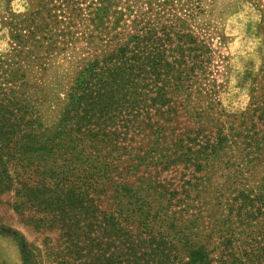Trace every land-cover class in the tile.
<instances>
[{"label":"rangeland","instance_id":"rangeland-1","mask_svg":"<svg viewBox=\"0 0 264 264\" xmlns=\"http://www.w3.org/2000/svg\"><path fill=\"white\" fill-rule=\"evenodd\" d=\"M78 1L79 40L62 51L40 48L25 64L43 129L59 124L80 61L94 52L91 5L108 17L98 29L193 31L196 47H207L197 51L203 71L187 90L169 93L168 104L152 105V128L142 115L117 127L124 132L117 144L102 137L97 148L84 144L85 154L99 150L96 168L60 150L9 157L1 149L0 264H25L24 251L31 264H200L191 258L196 249L208 264H264V0ZM40 3L0 0V58L12 49L8 22ZM166 48L159 57L172 60ZM180 138L193 151L220 149L180 158L173 153ZM104 162L112 166L106 176Z\"/></svg>","mask_w":264,"mask_h":264},{"label":"trees","instance_id":"trees-1","mask_svg":"<svg viewBox=\"0 0 264 264\" xmlns=\"http://www.w3.org/2000/svg\"><path fill=\"white\" fill-rule=\"evenodd\" d=\"M79 3L78 0H41L38 10L20 21L8 22L12 49L6 59L0 58V152L3 148L9 149V157L23 152L60 150L61 154L83 155L82 161L94 163L92 167L96 168L99 150L85 154L84 144L91 143L97 148L102 137L115 145L118 135L124 134L117 127L128 129L140 122L142 115L150 120L146 128H152L148 115L152 105L168 104L169 93L187 90L193 85L188 82L194 81L196 72L203 71L204 60H199L197 51L206 53L207 47L204 43L196 47L193 31L173 32L174 26L168 25L166 32L165 28L137 27L138 24L132 34L109 26L98 29L104 28L108 17L101 15L97 6L91 5L87 19L97 28L92 30L87 41L94 52L89 50L80 61L59 124L43 129L35 103L38 88L28 78L25 64L32 58H39L37 50L40 48H45L47 53L62 51L79 40L76 27L78 20L85 19ZM142 24L149 23L143 21ZM184 24V29L189 30L187 21ZM159 40L165 44H162L163 48L155 47ZM168 41L174 43L173 47L167 45ZM166 46L170 47L168 51L174 52L172 60L159 57L163 50L167 51ZM176 52L184 55L175 57ZM260 119L264 133V111ZM250 135L258 137L259 134L253 131ZM186 143L180 138L173 153L179 154L180 158L196 154L198 159H203L220 149L213 148L212 153L207 152V147L193 151ZM100 166L105 176L112 169L109 162L100 163ZM23 254L25 264H31L29 253L24 251ZM191 258L193 262L208 264L202 249L193 250Z\"/></svg>","mask_w":264,"mask_h":264}]
</instances>
